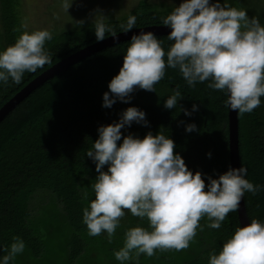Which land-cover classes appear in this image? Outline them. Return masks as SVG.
Returning a JSON list of instances; mask_svg holds the SVG:
<instances>
[{
    "label": "trees",
    "instance_id": "1",
    "mask_svg": "<svg viewBox=\"0 0 264 264\" xmlns=\"http://www.w3.org/2000/svg\"><path fill=\"white\" fill-rule=\"evenodd\" d=\"M250 1L256 4V0ZM250 1L228 3L239 9ZM21 8V0H0V50L25 31ZM173 8L141 0L123 17L104 20L111 29L105 38L125 32L122 25L129 15L136 16L132 29L160 26ZM156 36L167 51L172 41L167 35ZM51 37L44 46L50 63L34 72L25 71L19 84L10 78L7 85H0V109L55 64L97 42L92 22ZM129 43L124 40L108 46L61 70L0 122V257L7 254L13 237L25 243L24 251L9 264H120L114 251L123 246L124 232L138 225L147 228L148 221L126 210L111 243L103 233L88 235L83 209L94 199L89 185L98 173L85 154L98 137L97 128L118 121L129 106L142 109L148 124L133 122L121 129L122 138L128 133L143 138L148 131L155 135L161 130L174 141V154L179 153L193 173L199 170L216 178L231 167L227 94L209 88L208 81L189 87L178 69L166 67L164 77L154 85L156 92L136 89L127 103L117 100L110 108L102 107V94L118 73ZM174 89H179L183 98L176 108L166 109L164 99ZM260 99V106L252 112L239 114V149L240 165L247 168L245 178L264 185V96ZM194 103L196 111H192ZM181 108L191 115L186 116ZM188 123H195L197 131L186 132ZM209 152L210 157L206 155ZM244 197L250 220L264 221V190L245 192ZM208 223L206 216L200 218L202 228L197 229L188 248L157 250L151 257L141 254L139 264H208L209 254L218 252L241 226L237 210L229 212L218 229Z\"/></svg>",
    "mask_w": 264,
    "mask_h": 264
},
{
    "label": "clouds",
    "instance_id": "2",
    "mask_svg": "<svg viewBox=\"0 0 264 264\" xmlns=\"http://www.w3.org/2000/svg\"><path fill=\"white\" fill-rule=\"evenodd\" d=\"M71 3L63 0V7L67 10ZM105 17L99 11L93 16L97 41L111 31ZM135 23L136 16L129 15L122 27L127 32ZM162 25L171 29L167 39L172 43L167 51L152 31L132 34L122 65L102 94V107L110 108L117 100L127 103L136 89L156 92L154 85L164 77L166 67L178 69L189 87L208 81L209 88L225 92L227 108L237 114L260 106L264 96V25L257 16L249 17L246 9L229 6L228 0H181L162 19ZM51 38L47 29L23 31L13 44L0 50V85H7L10 78L19 84L25 71L34 72L50 63L44 46ZM182 98L179 89H174L163 106L176 108ZM197 109L194 103L192 111ZM180 111L191 115L187 109ZM145 116L142 109L127 107L118 121L97 128L98 137L85 154L98 173L89 185L94 199L83 209L88 235L103 233L111 243L126 210L148 221L147 228L138 225L124 232L123 246L114 251L120 264H139L141 254L151 257L157 250L188 248L197 229L202 228L201 217L208 218V227L218 229L227 214L238 209L245 192L264 190V185L245 178L243 164L229 167L216 178L199 170L193 173L182 156L174 154V141L161 130L155 135L148 131L143 138L132 133L122 138L121 129L133 122L147 125ZM185 131H197L196 124H186ZM24 249L23 239L13 237L0 264H9ZM208 264H264V221L252 218L237 226L220 250L209 254Z\"/></svg>",
    "mask_w": 264,
    "mask_h": 264
},
{
    "label": "rangeland",
    "instance_id": "3",
    "mask_svg": "<svg viewBox=\"0 0 264 264\" xmlns=\"http://www.w3.org/2000/svg\"><path fill=\"white\" fill-rule=\"evenodd\" d=\"M141 0H72L70 7H63V0H21L22 18L25 31L47 29L51 35L66 29H79L85 23L92 22L94 14L99 11L106 19H119L135 8ZM153 4L178 6L181 0H145ZM241 0H239L240 2ZM250 1V0H249ZM71 0H69V3ZM223 3V2H222ZM244 4L249 17L257 16L264 25V0L256 4ZM119 17V18H118ZM77 21H83V24ZM46 195V194H44ZM45 202V198H42Z\"/></svg>",
    "mask_w": 264,
    "mask_h": 264
},
{
    "label": "water",
    "instance_id": "4",
    "mask_svg": "<svg viewBox=\"0 0 264 264\" xmlns=\"http://www.w3.org/2000/svg\"><path fill=\"white\" fill-rule=\"evenodd\" d=\"M171 29L164 25L147 26L143 28L132 29L127 32L116 34L115 37L109 36L102 41H97L74 54L64 58L53 67L45 71L42 75L31 81L26 87L18 92L0 109V122L26 97H28L36 88L46 82L48 79L58 74L61 70L68 68L76 62L114 44L124 40H130L132 34H139L141 31H152L154 35H167ZM240 139H239V114L235 110H229V149L231 167L240 166ZM241 226L250 222L246 207L245 197L243 196L237 209Z\"/></svg>",
    "mask_w": 264,
    "mask_h": 264
}]
</instances>
